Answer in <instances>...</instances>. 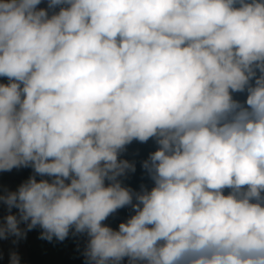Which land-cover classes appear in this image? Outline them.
<instances>
[{
  "label": "clouds",
  "instance_id": "9594fccd",
  "mask_svg": "<svg viewBox=\"0 0 264 264\" xmlns=\"http://www.w3.org/2000/svg\"><path fill=\"white\" fill-rule=\"evenodd\" d=\"M41 2L0 0V171L52 179L0 195V239L24 222L87 234L86 264H264V0ZM150 138L134 193L118 156Z\"/></svg>",
  "mask_w": 264,
  "mask_h": 264
},
{
  "label": "trees",
  "instance_id": "16d2710c",
  "mask_svg": "<svg viewBox=\"0 0 264 264\" xmlns=\"http://www.w3.org/2000/svg\"><path fill=\"white\" fill-rule=\"evenodd\" d=\"M233 98L243 104L246 101L247 92L233 93ZM158 147L159 145L154 138H150L146 143L133 140L132 143L126 145L125 150L119 154L118 159L127 160L129 163L134 164L135 171L129 170L125 175L118 178L123 187L130 188L134 193L143 189L151 190L154 182L149 172L143 167V163L149 159L150 154L156 151ZM32 176H35L37 181L41 179L51 181L52 179L35 174L30 166L25 167V182ZM108 183V181L105 182L106 186ZM228 191L227 189L225 190V195L228 194ZM133 203H136L135 198ZM134 214L133 208L129 205L118 209L102 223L113 230H118L119 224L126 222ZM42 231L39 226L28 230L26 249L31 264H86L84 251L89 240L87 234H74V231H70L69 236L63 241L55 238L49 241L41 238ZM122 264H128L127 258Z\"/></svg>",
  "mask_w": 264,
  "mask_h": 264
},
{
  "label": "water",
  "instance_id": "95a60500",
  "mask_svg": "<svg viewBox=\"0 0 264 264\" xmlns=\"http://www.w3.org/2000/svg\"><path fill=\"white\" fill-rule=\"evenodd\" d=\"M37 7L38 9H47V0H42L41 4ZM57 11L58 7L51 9L49 10V15ZM0 83L7 84L9 81L6 77H0ZM24 169L25 167H19L13 168L11 171H0V195L6 196L10 192H15L25 183ZM8 215H16L19 218V210L16 208L9 210L8 206L0 201V224L6 222L5 218ZM19 227L25 232L23 237L18 238L9 235L5 239H0V264H11L12 253H16L19 256V264H31L26 249V240L28 237L27 224L21 222Z\"/></svg>",
  "mask_w": 264,
  "mask_h": 264
}]
</instances>
